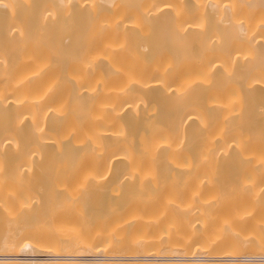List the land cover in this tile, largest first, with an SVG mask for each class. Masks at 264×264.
<instances>
[{
  "label": "bare ground",
  "instance_id": "6f19581e",
  "mask_svg": "<svg viewBox=\"0 0 264 264\" xmlns=\"http://www.w3.org/2000/svg\"><path fill=\"white\" fill-rule=\"evenodd\" d=\"M0 264H264V0H0Z\"/></svg>",
  "mask_w": 264,
  "mask_h": 264
},
{
  "label": "rangeland",
  "instance_id": "374dc122",
  "mask_svg": "<svg viewBox=\"0 0 264 264\" xmlns=\"http://www.w3.org/2000/svg\"><path fill=\"white\" fill-rule=\"evenodd\" d=\"M107 193H110L111 195H110V194L107 195V194L105 193V194H104L105 197H108V196H111V197H112V196H113V195H112L113 193H111V192H107ZM97 199H98V198H97ZM107 199H108V198H107ZM93 200L95 201V199H93ZM93 200H90V199H89V201H91V203L88 202V201H84V203H85V204H88V205H89V203H90L91 205H89V206H92V201H93ZM98 201H99V200H98ZM95 202H97V200H96ZM72 203H73V204H78V202H77V203L72 202ZM80 205H82V202H81V204H80V202H79V206H80ZM83 205H84V204H83ZM88 205H85V207H86V206L88 207ZM77 206H78V205H77ZM83 207H84V206H83Z\"/></svg>",
  "mask_w": 264,
  "mask_h": 264
}]
</instances>
